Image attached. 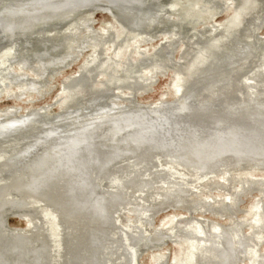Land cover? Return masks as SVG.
Instances as JSON below:
<instances>
[{"label":"bare ground","instance_id":"bare-ground-1","mask_svg":"<svg viewBox=\"0 0 264 264\" xmlns=\"http://www.w3.org/2000/svg\"><path fill=\"white\" fill-rule=\"evenodd\" d=\"M225 1L232 3V0ZM260 1L257 0L258 6ZM209 3L212 2L208 0L206 6L200 5L208 10L215 5L207 6ZM165 7L161 0H0V47L14 48L19 38L35 35L47 26H59L88 9L104 13L118 10L124 18L118 22L112 14L121 26L118 35L113 34L117 29L107 21L97 32L88 29L80 38L78 49L87 41L97 47L77 69H84L95 55L103 53L108 60L116 61L121 70L130 68L120 79L126 92L136 87L138 78L147 83L159 66L165 64L163 60L171 55L165 41L154 48L157 57L150 58L152 54H147L146 47L149 42L141 43L135 37L134 24L155 23ZM260 10L242 15L250 17ZM249 17L244 19L243 25L228 29L222 43L215 38L225 32L223 25L212 26L208 33L213 30L215 35L210 39L198 37V47L202 49L198 61L192 64L190 73L185 68L187 64H183L177 69L174 82L170 81L172 98H177L174 101L147 103L146 109L119 106L109 103L111 95L108 93L112 88L103 85L89 92L85 99V105L94 106L90 111L78 109L81 104H76L68 108L74 110L68 113L67 107L61 105L57 114L45 115L49 103L34 109L27 107L26 113L19 116L14 115L18 110L15 105L0 109V264H137L139 244L145 246L152 242L154 245L160 238L172 239V233L185 242L182 245L172 239L176 246L172 257L176 260L172 259V264L242 263L239 256L253 246L251 234L264 232L261 212L254 220L255 229L247 234L234 217L223 224L202 216L193 217L188 210L160 219L155 234H149L145 225L150 224L160 208L195 195L201 185L218 186L217 180L213 185L210 182L217 172L228 169L230 172L231 167L238 169L242 165L245 169L264 165V89L257 90L261 80H257L258 76L264 77V58L250 68L248 75L243 70L246 66H237L253 52V42L241 38L249 30ZM252 19L255 23L261 22L256 21L258 17ZM219 28L221 31L216 30ZM77 34L71 30L70 38L62 34L57 42L51 41L50 35L47 38L51 47L42 51L34 49L31 59L26 56L15 60L6 58L0 63V83L6 84L4 95L12 99H22L32 93L39 95L40 81L71 53L65 46ZM130 34L135 35L131 38ZM170 36L166 33L164 39ZM131 40L134 41L132 46L138 45V49L131 47ZM122 54L124 59H119ZM184 58L187 61V57ZM140 65H143L142 72L136 74ZM108 69L111 67L102 68V78L111 76ZM76 73L77 70L63 77L59 91L65 90L70 77ZM5 74L11 82L5 80ZM89 78L85 77V86L90 85ZM219 86H224L225 95L213 93ZM232 87H236L233 93ZM200 92H208L210 96L197 101ZM61 93H57L55 102L62 97ZM229 174L223 183L234 178L242 183L246 177ZM108 194L114 199L111 214L104 204ZM206 195L191 198L190 208L211 210V198ZM238 197L231 192L222 198L226 208L231 206L228 212L235 209ZM260 198L263 199L262 196L254 199L258 201V208L264 205ZM128 208L134 217L121 225L118 223L121 216L117 215ZM9 212L26 220L27 226L7 227L5 217ZM165 253L152 256L150 264H166ZM249 264H264L263 251Z\"/></svg>","mask_w":264,"mask_h":264},{"label":"rangeland","instance_id":"rangeland-1","mask_svg":"<svg viewBox=\"0 0 264 264\" xmlns=\"http://www.w3.org/2000/svg\"><path fill=\"white\" fill-rule=\"evenodd\" d=\"M206 1H208V0H169V1L168 0H161V2H163L166 5V7L163 9V14H161L158 17V19L155 23L150 24V25H145V26L141 25L140 23L134 24L135 26L133 25L135 27V30H136V35L130 34L131 35L130 37L133 38L135 35L136 39L139 40L141 43L142 42L144 43L146 41L149 42L146 47H147V50H149L147 54L148 55L152 54L150 56V58L157 57V53H155V52L153 53V50H155L156 47H160L161 44H163L165 41L166 42L164 44L166 46H169L171 49V55H170V57H168L167 60H163L164 62L166 61L167 63L165 62V64H163V65L161 64L159 66V70H157L155 72L154 76L147 83H145V81L143 79L140 80V78H138L136 80L137 81L136 87H134L130 91H126V92H125V86L122 82L123 80L120 81V79L125 77L129 73L130 68H128L126 71H125L126 68H123L124 70L123 69L121 70V67H119V65L117 66L116 61L108 60L107 58L104 57L103 53H99V54H97V56L95 55L91 59V62L84 69H82V68L77 69V68H79L78 67L79 64L83 63L85 61V59H86L85 57H87V55L92 54V49L97 47L96 45L94 46L93 44H91L90 41H87L84 43L83 46L80 45L81 47L78 49L77 45H79L82 42V40H80V38L83 37V34L85 32H87L88 29H93L95 32H97V30H99V27L101 25H103L104 22H107V21L111 22V24L114 26L115 30L117 29V31H119V32L116 31V33H113V34L118 35L121 31V29H120L121 26L119 27L118 26L119 24L117 22H115L114 19L112 18V14H113L116 17L117 21L118 20H124V18H122V15L118 10L114 9L110 13H104L100 10L96 11L94 9H88V10H85L83 13L81 12L82 14L79 13V14L73 15L71 17V19L67 20L66 22H63L59 26H52V25L47 26V27L43 28V30L38 31L39 34L36 33L35 35H29V36H24V37L19 38V40H17L18 42L14 48L6 49L4 47H0V63H4L6 61V58H11L12 60H15V59H18L22 56L23 57L26 56V59L27 58L31 59L32 57H34V54H33L34 49L38 48L39 50L42 51L46 48L51 47V45H50L51 41L57 42L56 40H57L58 36H60V35L62 36V34H66L70 38V31L71 30L74 32H78L76 38H73V40L71 42H68V44L65 46V50H67V51L69 50L71 52V53L66 54V55H68L67 56L68 59H67V57H64L63 61L60 62V64L58 63L52 69H50L48 71L47 75L44 76V78L40 81L39 86H41V91H40L41 93L39 95L32 93L31 95L26 94L25 97H23L22 99L8 98L4 95L6 93V84L0 83V109H6L10 105H15L18 107V110L14 115L19 116L21 114L26 113V111L28 109H34V108H37L39 106H43V105H46L49 103L50 104V106L48 108L49 111L48 110L44 111L45 115H49V113L51 115L57 114L59 107L61 105H62L61 107H64V106L67 107L65 109V111H68V113H72L74 111V110H69L68 108L73 107V105H76V104H81V105L77 106L78 109H87L88 108V110L90 111V110H92V107H94V106L85 105L84 104L85 99H87L89 92L93 93L95 90L99 89V87H102L103 85H107L108 87L112 88L110 91L108 90L109 91L108 94L111 95V96L110 95L109 96H110V99L112 101L111 102L109 100L110 101L109 103L117 104L119 106L129 105V107L135 108V109H139L140 107H141L140 109H146L148 107L147 103L156 102L158 100L174 101L177 98L176 99L172 98L174 96V94H173L172 89L169 85L170 81H171V83L174 82V80L172 81V79L175 78L178 68L180 69L182 66L187 64V66L185 65L186 66L185 68L188 70L187 72L190 73L192 64L196 63V60L198 61V58L202 52V49H200L198 47V44L200 42L198 37H200V35H201L202 37H204L206 39H210L215 35V31H213V30H212V32H209L210 35L208 33V31L212 28V26L216 27L217 25H221V26L223 25L222 30L225 32H223L222 36H217V38H215L216 42L220 41L222 43L225 40L224 35H225V33L227 34L228 29L230 30L233 27H238L237 25H240V24L243 25V22H245L244 19L245 18L248 19L249 14L244 18V15L246 14V12L255 11L257 8L259 10V8H261V10L258 13L256 12V15H255V13H254V15L251 13L252 15L249 17L250 23L247 24L249 27V30L248 31L246 30L247 33L244 31L246 34L242 35V37H241V38L244 37L243 39H247V40L250 39V41L253 42V49H252L253 52H252V55L250 56L251 59L250 58L247 59L246 61H244L243 64H241L242 62L241 63L239 62L237 64V66H240V65L241 66L243 65L244 67L246 66L243 69L244 71L246 70L244 74H247V73L249 74L252 71L251 70L253 68L252 66H256L257 63H260V61L264 58V17H263L264 16V0L260 1L261 5H259V6L257 5V0H232V3H230V4H226L225 0H209L212 3L207 4V6L214 5V4L215 5L213 8H208V10L204 9V7H203L204 4L206 3ZM233 2H234V4H233ZM200 4H202L203 6ZM205 6H206V4H205ZM200 9H202V10H200ZM89 13H91L92 15ZM242 14H244V15H242ZM86 15H88V16H86ZM260 16H262L263 18ZM252 17H258L259 19H256V21L261 20V22L258 21L255 23V20H253ZM91 19L94 21H92ZM83 20L85 22L82 24L81 22ZM79 23H81V25ZM77 27H78V29H77ZM125 28H126V26H124V29ZM84 29L86 31H84ZM216 30L221 31V28L216 29ZM166 33L171 35V36L165 40L164 35ZM204 33H205V35H204ZM40 34H41V37L39 36ZM50 35H51V39H50L51 41L49 42L48 38L50 37ZM246 35L250 36V38L249 37L247 38ZM207 36H209V37H207ZM220 37L222 40L220 39ZM254 37H255V39H254ZM77 40H78V42H77ZM130 45L134 50L138 49V45L132 46V45H134V41L130 42ZM254 45H256V46H254ZM80 50H82V51H80ZM7 52L8 53L10 52V53L8 54ZM21 52L24 54H22ZM142 52H144V51H142ZM181 53H182V56H181ZM27 54H29V55H27ZM134 54H133V56H136V54L135 55ZM123 55L124 54H122L121 56L119 55L118 58L120 59L121 57H123V59H124L125 56H123ZM260 55L262 56L261 58H260ZM184 57H187V61H185ZM146 58L149 59V56ZM253 58H254V60H253ZM76 59H77V61H75ZM113 59L116 60L115 58H113ZM119 59H118V63L120 64ZM256 59H258V60H256ZM65 60H66V63L63 64L65 62ZM67 60H69V61H67ZM250 60L255 61V62H251ZM126 61H128V59H126ZM34 62L35 61H33L32 63H34ZM32 63L30 62V64H32ZM143 65H140L141 67L137 68V69H139V72H137L136 74H139L142 72ZM249 65H251V66H249ZM109 66L111 67V69H108L110 72L109 75H111V76L102 78V75H103L102 68L104 67V69H107V68H110ZM75 70H77V73L75 76L70 77V80L66 85L67 87H65V88L63 87L65 90L59 91V90H61V87H62L61 83H62L63 77L65 75H67V76L73 75ZM3 77L8 82L10 81L8 74H5ZM85 77L86 78L90 77L88 80L90 85L85 86L86 85L84 83ZM259 78L261 80H259ZM263 78L264 77L258 76L257 80H259V84L257 86L258 87L257 90L258 89H261V90L264 89V82L262 81V80H264ZM114 80H115L116 84L115 83L112 84L114 82ZM120 86L121 87L123 86L122 89H119ZM235 88L236 87H232L231 89L230 88L229 89L233 93L234 92L233 89H235ZM225 91L226 90H224V86H222V87L219 86L218 88L213 90V93L215 94L218 92V94H220V95H222V93L225 95V93H226ZM59 92H62L60 95L62 97H58V99H56L58 102H55V98H57L56 95ZM128 93H130V94H128ZM207 93L208 92H205V93L200 92L201 95H198L196 100L202 101L204 98L205 99L208 98L210 96V94L209 93L207 94ZM63 96H64V98H63ZM28 99H31V100L28 101ZM32 99H34V100H32ZM72 100H73V103H72ZM64 102H65V104H64ZM57 105H59V106H57ZM27 107H28V109H27ZM1 116H3V114H1ZM244 166L245 165L239 166L238 169H237V167H231L230 172H229V169H228V171L221 170V171L217 172L216 176L215 177L213 176V178H211V180H210L212 185L217 180L216 182H219L218 186L214 187V186L210 185V187H207L208 185L204 184V186L206 185L204 187L203 185H201L202 187L200 186L199 190L195 193V195H189L186 197V199L183 198L182 202L160 208V210H158L152 216L150 224L145 225L148 233L149 234H155L154 232H157V230L160 226L159 220L162 219L163 217L165 218L167 215H171L173 213H177V214L178 213H186L185 212L186 210H188L189 212H187V213H189L193 217L202 216L204 218H207V219H210L212 221L219 222V223H223V224H225L227 221H229V219L231 217H234V219L237 220V223H240L241 224L240 226L243 227L242 228L244 230V231L242 230L243 232H246V234L249 232H253L252 230L255 229V227H256V226H253L255 218H257L259 216H262V218H264V211H262V210H264V205L261 208L260 207L258 208V205H257L258 201H255L256 199H258L259 197L262 196L263 199H261V198L260 199L263 200V204H264V197H263L264 196V192H263L264 191V165L263 166L262 165L259 166V164H258V166L253 165L247 169H245L246 167H244ZM245 172H246V174H244ZM249 172H251V173H249ZM229 173H231L232 175H235V173L236 174L239 173V174H241L240 177L244 175V176L248 177V179L246 180V177H245L243 180L244 182L240 183L237 178L236 179L234 178L233 180H231V182L228 181V183H223L222 182L223 180H227L229 178V175H230ZM251 177H252V179H251ZM259 177L261 178V180L257 181L256 179ZM249 179H250V181H249ZM248 183H250V185H248ZM261 184H262V187H261ZM200 190H202V192H199ZM155 191L158 192V190H155ZM231 192H234V195H236L237 197L239 196V197H238V200L234 206L235 209L232 208V211L228 212L227 210H229V208L231 209V206L226 208L227 205H225V201L222 198L226 197ZM199 194H203V195L207 194L206 196L207 197L209 196L208 198H211L210 199V203H211L210 208L212 211L211 210H205L203 212L200 210V208H194V207L190 208L191 204L189 205L190 202H188V201L192 200L194 197H198ZM108 197L109 198H106V202L104 204L109 206V207L105 206V208L107 209L106 210L107 212H109L108 211V208H109V210H110L109 214H111L112 213L111 207L114 204V199H113L112 195L108 194ZM218 197H219V199H218ZM184 199L186 201H184ZM254 202H256V204ZM251 204H253V205H251ZM253 207L255 209H253ZM131 208H128L127 210L123 209L120 213H118L117 216L118 217L121 216L119 218L117 217L118 223L123 225V223H126V220L128 218L134 217L131 214V211H130ZM225 209L227 212L224 211ZM214 212H215V214H214ZM260 212H261V214H260ZM5 213H7V212H5ZM223 213H224V215H223ZM120 219H122V220H120ZM239 220H240V222H239ZM158 222H159V225H158ZM5 223H6V226L9 228H11V227H13V228L14 227L15 228H22L23 227L24 228L27 226L26 220L19 218L16 213L11 214L10 212L8 214H6ZM242 224L244 226H242ZM171 235H172L173 240L181 239V236L177 235L176 233H172ZM251 235L250 236L253 238H250V243L255 248L253 246H251L246 252L242 253L243 256L242 255L239 256V262L240 261L242 262L240 264H249L255 257L257 259V254H260V252H262V251L264 253V241H263L264 240V232L260 233V231H258L256 233L251 234ZM257 236L260 238H258ZM162 239L163 240H161V238H160L157 241H155L156 244L154 243V245L152 244V242L149 244H146L145 246H141V244H139L138 245V253H137V257H136L137 264H150L152 256H154V255L156 256V255H158V253H162V252H166L164 257L162 256L165 260L164 263L172 264V261H173L172 259L176 260L175 258H172L174 248L176 246H175V244H173L171 238L164 237ZM179 242L182 245L185 243L181 240H179ZM258 242H259V244H258ZM151 244L153 246H151ZM254 244L255 245L257 244L256 245L257 247ZM139 247H140V249H139ZM261 249H263V250H261ZM248 254H250V255H248ZM252 255H254V256H252ZM260 258L258 257V259H260Z\"/></svg>","mask_w":264,"mask_h":264}]
</instances>
